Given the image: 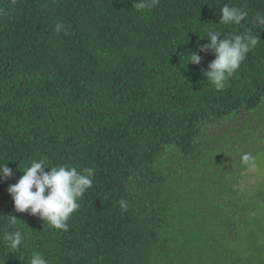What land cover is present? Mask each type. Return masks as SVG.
Wrapping results in <instances>:
<instances>
[{
    "label": "trees",
    "instance_id": "16d2710c",
    "mask_svg": "<svg viewBox=\"0 0 264 264\" xmlns=\"http://www.w3.org/2000/svg\"><path fill=\"white\" fill-rule=\"evenodd\" d=\"M137 2L0 0V167L14 173L0 178V264L33 252L49 264H264V180L220 193L211 180L187 200L170 197L161 169L169 150L196 153L205 121L264 103V0ZM225 5L248 15L218 24ZM210 31L258 40L220 91L203 75ZM40 159L95 169L67 231L18 212L8 192ZM17 230L13 250L3 236Z\"/></svg>",
    "mask_w": 264,
    "mask_h": 264
},
{
    "label": "clouds",
    "instance_id": "9594fccd",
    "mask_svg": "<svg viewBox=\"0 0 264 264\" xmlns=\"http://www.w3.org/2000/svg\"><path fill=\"white\" fill-rule=\"evenodd\" d=\"M152 5L138 0L134 7L138 10H145ZM222 18L218 24H240L245 20L248 13L238 7L225 5L221 8ZM257 22L264 25V16L257 15ZM66 31L64 23H57L55 31L59 34ZM210 43L200 48L201 52L214 50L215 59L208 65V70L203 71V75L217 91L223 90L241 64L246 60L247 54L258 44L257 38L252 35H232L222 37L217 31H210L207 35ZM188 63L199 65L202 57L197 52L189 54ZM243 161H249L248 154H244ZM8 165V164H7ZM0 167V178H11L13 171L8 166ZM50 168L47 172L45 169ZM24 175L19 181L10 185L8 192L11 194L15 209L18 212H28L33 216H38L42 221H47L49 225L57 230L67 231L68 221L80 207L79 201L85 192L93 186L95 169L86 167L78 171L76 167L68 165L46 166L44 159L34 160L24 171ZM124 202L121 201L123 206ZM13 216L11 223H16ZM4 241L10 249H18L23 242L22 233L17 231L6 232ZM30 264H49L48 259L39 252H33Z\"/></svg>",
    "mask_w": 264,
    "mask_h": 264
},
{
    "label": "rangeland",
    "instance_id": "374dc122",
    "mask_svg": "<svg viewBox=\"0 0 264 264\" xmlns=\"http://www.w3.org/2000/svg\"><path fill=\"white\" fill-rule=\"evenodd\" d=\"M197 144L196 153L190 157L182 158L177 151L169 150L162 158L170 197L189 200L193 191L211 180L209 187L216 193H220L221 182L231 191L232 186L237 187V180L241 190H252L264 180V171L255 163L256 152L264 151V103L254 109L242 108L221 120L205 121ZM244 154L249 155V161H243ZM170 205L174 207L175 202Z\"/></svg>",
    "mask_w": 264,
    "mask_h": 264
}]
</instances>
